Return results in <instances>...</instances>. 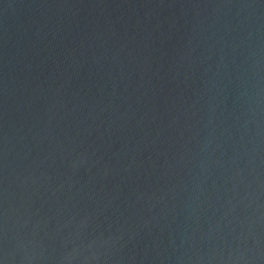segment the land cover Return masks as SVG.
<instances>
[{"label":"water","instance_id":"obj_1","mask_svg":"<svg viewBox=\"0 0 264 264\" xmlns=\"http://www.w3.org/2000/svg\"><path fill=\"white\" fill-rule=\"evenodd\" d=\"M0 264H264V0H0Z\"/></svg>","mask_w":264,"mask_h":264}]
</instances>
